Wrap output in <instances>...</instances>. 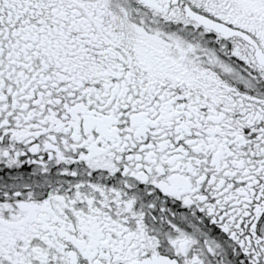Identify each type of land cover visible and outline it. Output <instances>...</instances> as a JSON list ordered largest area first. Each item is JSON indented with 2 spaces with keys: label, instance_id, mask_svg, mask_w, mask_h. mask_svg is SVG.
<instances>
[{
  "label": "snow or ice",
  "instance_id": "snow-or-ice-1",
  "mask_svg": "<svg viewBox=\"0 0 264 264\" xmlns=\"http://www.w3.org/2000/svg\"><path fill=\"white\" fill-rule=\"evenodd\" d=\"M0 264H264V0H0Z\"/></svg>",
  "mask_w": 264,
  "mask_h": 264
}]
</instances>
